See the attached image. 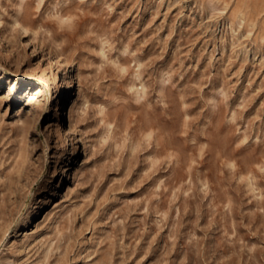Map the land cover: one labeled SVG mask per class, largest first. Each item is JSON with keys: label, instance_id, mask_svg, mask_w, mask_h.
Masks as SVG:
<instances>
[{"label": "rangeland", "instance_id": "374dc122", "mask_svg": "<svg viewBox=\"0 0 264 264\" xmlns=\"http://www.w3.org/2000/svg\"><path fill=\"white\" fill-rule=\"evenodd\" d=\"M0 264H264V0H0Z\"/></svg>", "mask_w": 264, "mask_h": 264}]
</instances>
